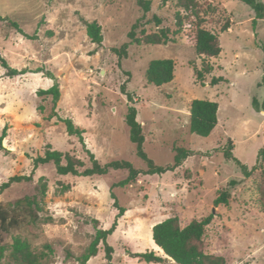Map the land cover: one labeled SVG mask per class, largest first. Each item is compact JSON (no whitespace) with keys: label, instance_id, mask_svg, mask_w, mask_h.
I'll return each mask as SVG.
<instances>
[{"label":"rangeland","instance_id":"rangeland-1","mask_svg":"<svg viewBox=\"0 0 264 264\" xmlns=\"http://www.w3.org/2000/svg\"><path fill=\"white\" fill-rule=\"evenodd\" d=\"M138 0H0V16L17 23L27 39L0 22V135L6 137L0 150V186L13 176H31L32 181L12 184L0 192V207L20 220L2 233L6 247L0 264H10L12 238L20 237L36 253L41 264H80L98 228H111L118 205L125 209L116 230L107 238L111 261L99 245L96 256L86 264H154L134 255L154 252L170 264L152 240V229L165 219L177 217L181 227L192 220L214 215L206 228L203 248L222 256L227 264H264V159L249 178L234 162L225 158L232 142V156L251 169L264 149V19L240 0H197L203 27L218 34L221 53L199 58L194 51L196 27L186 18L175 43L167 45L130 44L121 60L113 52L128 43L131 26L144 13ZM143 23L154 16L162 22L145 26L147 33L161 28L175 31L176 0H150ZM264 4V0H258ZM101 26V46L92 44L84 22ZM229 23L230 29L220 33ZM17 70L39 73L7 79L1 61ZM172 60L173 80L160 87L149 85L145 72L150 62ZM203 64L213 71L196 81L195 70ZM60 100L52 115L50 98L36 92L54 83ZM126 73H129L128 75ZM213 78L225 81L212 85ZM125 91L133 98L137 121L145 136L143 151L159 167L174 163V147L187 152L182 166L162 175L139 176L127 187L112 185L125 179L126 170L110 169L103 176H58L53 164L33 170L32 161L52 150L69 154L90 167L85 150L101 165L125 161L137 170L147 164L130 141L125 115L129 105ZM193 100L218 105L217 125L208 137L190 131V103ZM255 100V104H253ZM43 107L39 112L37 108ZM59 118L71 119L84 131L82 146L69 136ZM42 179L47 186L40 203L38 220L32 222L17 200L38 194ZM235 183L228 186V182ZM69 190L62 192V187ZM228 189L229 205L214 206L218 192Z\"/></svg>","mask_w":264,"mask_h":264},{"label":"trees","instance_id":"trees-1","mask_svg":"<svg viewBox=\"0 0 264 264\" xmlns=\"http://www.w3.org/2000/svg\"><path fill=\"white\" fill-rule=\"evenodd\" d=\"M245 5L249 6L257 19H264V4L258 0H240ZM137 5L142 9L144 15L138 19L132 26L127 34L128 43L123 44L119 49H113V52L121 60L127 57V48L130 44H144V45H167L168 43H175L176 36L181 32L183 22L186 18H193L196 27L194 51L199 58H214L221 53L219 46L218 34H215L203 27L204 20L200 17L198 10L197 0H176L175 7V31L161 28L156 32L147 33L145 26L147 24L154 23L156 27L161 25L162 20L154 16L151 21L143 23V19L146 13L149 12L151 1L150 0H138ZM0 22H7L11 28L21 34L27 39H32V36L26 35L19 25L6 17L0 16ZM86 29V35L92 44L101 46L103 41L101 26L96 22H84ZM230 29L229 23H225L220 33L227 32ZM1 65L4 69L3 77L7 79H13L25 75L27 73H39L41 69L36 71H28L27 69L17 70L10 67L4 60L1 61ZM213 71L212 65L203 64L202 69L195 70L196 81L203 84L204 76L211 74ZM127 75L129 73H126ZM46 76L48 79L53 80L54 83L48 89H40L36 92L38 98H50L52 105V115L48 118L51 119L57 116L54 112L58 101L60 100V89L56 82L55 77L51 72L47 71ZM174 78V62L172 60H155L150 62L146 72L145 79L147 84L156 87L163 86L170 83ZM225 81L223 78H213L212 85H216L219 82ZM121 92L127 96L128 102L131 104L127 109L125 115V123L129 128L130 141L136 146L137 155L146 162L147 170H137L129 162L125 161H113L105 165H101L94 155L85 150L90 162V167L84 168L83 162L70 156L69 154H63L59 151L52 150L50 147L44 152L42 156H37L33 159V170H36L39 166L46 164H53L55 172L58 176H75V177H92L103 176L107 174L110 169L114 170H126L128 175L125 179L112 185V189L117 187H127L134 183L139 176L146 175H162L166 172H174L176 169L182 166L183 160L187 156V152L183 149L174 147L176 155L174 163L165 167L156 166L143 151V144L145 136L142 125L137 121V109L133 106V98L130 93L125 91V84L121 86ZM255 104V100H253ZM39 112L44 109L42 106L37 108ZM217 112L218 105L214 102L193 100L190 103V131L200 137H208L217 125ZM60 122L64 124L66 133L69 136H74L78 139V142L84 146L83 134L84 131L78 126L74 125L71 119L59 118ZM6 137L5 129L2 130L0 135V150H2V141ZM233 144L229 141V150L225 151V158L234 162L238 167L242 169L245 177L249 178L251 174L258 170V163L264 159V149L259 151L257 157V164L251 169L241 165L231 154ZM32 181L31 176H13L9 180L0 186V192L8 189L12 184H20L22 182ZM235 183L234 180L228 182V186L231 187ZM38 194L32 197H24L17 200L14 206L19 209H24L27 216L32 222L38 220V211L41 210L40 203L43 202L46 196L47 186L46 183L40 179L37 186ZM68 186L62 187V192L68 191ZM261 194L264 196V189L261 190ZM111 199L114 201L113 207L117 209L118 214L108 230L98 228V222L93 221L95 228V235L86 249L85 253L79 258L80 264H86L91 257H94L98 253L100 244L105 247L106 259L111 261L112 249L107 245V238L113 234L116 230L118 219H120L125 209L118 205L116 197L111 192ZM230 192L228 189L218 192L217 197L214 200V206L229 205ZM214 215L202 218L200 220H192L184 227H181L177 217H171L165 219L161 223L155 225L152 229V240L154 244L161 249L164 256L171 261L170 264H227L226 260L222 256L208 254L203 248V238L208 226L212 223ZM20 220L16 217L10 216V214L0 207V261L5 258L6 247L3 244L2 233H7L11 228L19 225ZM135 258L146 263L162 264L164 258L156 255L154 252L142 253L134 255ZM44 259L42 253H36L31 249L28 241L20 238H12L11 251L8 255L10 264H41ZM111 264V263H109Z\"/></svg>","mask_w":264,"mask_h":264},{"label":"bare ground","instance_id":"bare-ground-1","mask_svg":"<svg viewBox=\"0 0 264 264\" xmlns=\"http://www.w3.org/2000/svg\"><path fill=\"white\" fill-rule=\"evenodd\" d=\"M156 247H157V246H156ZM157 249H158V251H161V249H160V248H158V247H157ZM162 253H163V252H162Z\"/></svg>","mask_w":264,"mask_h":264}]
</instances>
